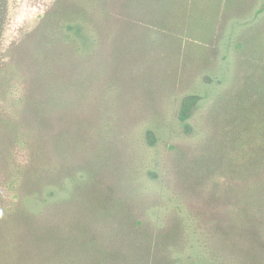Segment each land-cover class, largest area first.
<instances>
[{"label": "rangeland", "instance_id": "1", "mask_svg": "<svg viewBox=\"0 0 264 264\" xmlns=\"http://www.w3.org/2000/svg\"><path fill=\"white\" fill-rule=\"evenodd\" d=\"M6 1L0 264H264V0Z\"/></svg>", "mask_w": 264, "mask_h": 264}, {"label": "trees", "instance_id": "2", "mask_svg": "<svg viewBox=\"0 0 264 264\" xmlns=\"http://www.w3.org/2000/svg\"><path fill=\"white\" fill-rule=\"evenodd\" d=\"M6 0H0V58L1 55L4 52V42H5V32H6V25H7V20L9 16V11L6 8ZM261 98L264 100V88L263 92L261 93ZM244 108V107H243ZM262 119L261 121H264V102H263V109H262ZM244 119L243 121L246 123L248 122L247 126H253L255 124H258L259 122L257 121V117L254 113V108L250 109L249 108H244V114L243 116ZM181 125L185 129V131H189V124H188V119H189V109L185 106L184 110L181 112ZM264 127V124H263ZM80 229L82 226H79ZM78 228V227H77ZM82 231V230H81ZM73 234H59V231H53L51 232L48 236L50 237V240L53 244V246H57L58 248V253L60 256L66 257V262L68 264H79L81 260V250L80 246H83L81 241L83 242V237L81 236V233L79 232V229L72 231ZM90 246L87 245V254H89V251L93 254V257H95V250L97 249V246L93 249L89 248ZM99 253V252H98ZM106 260V259H105Z\"/></svg>", "mask_w": 264, "mask_h": 264}]
</instances>
